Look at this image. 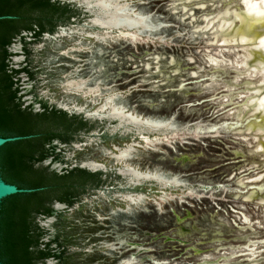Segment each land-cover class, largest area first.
Masks as SVG:
<instances>
[{"label":"rangeland","instance_id":"374dc122","mask_svg":"<svg viewBox=\"0 0 264 264\" xmlns=\"http://www.w3.org/2000/svg\"><path fill=\"white\" fill-rule=\"evenodd\" d=\"M51 1L69 16L14 41L10 67L33 74L14 81L24 108L67 105L88 122L43 166L104 172L37 219L64 252L44 264H264V61L252 53L264 35L245 37L262 32L264 0ZM86 2L143 23L93 27ZM114 110L147 130L117 127Z\"/></svg>","mask_w":264,"mask_h":264},{"label":"trees","instance_id":"16d2710c","mask_svg":"<svg viewBox=\"0 0 264 264\" xmlns=\"http://www.w3.org/2000/svg\"><path fill=\"white\" fill-rule=\"evenodd\" d=\"M36 13L47 23L35 19ZM69 13L66 6L51 0H0V137L21 138L0 147V178L32 191L0 203V264H44L51 258L62 259L64 252L57 254L51 244L41 241L47 233L37 219L52 217L55 203L72 207L87 189L99 185L102 176L77 168L58 174L43 166L49 158L59 160L55 142L70 144L88 122L45 105L36 114L31 106L24 108L19 80L14 79L20 73L33 79V74L27 68L17 71L10 67L9 48L22 33H33V38L39 39L52 33L55 23ZM56 16L57 21L53 20Z\"/></svg>","mask_w":264,"mask_h":264},{"label":"bare ground","instance_id":"6f19581e","mask_svg":"<svg viewBox=\"0 0 264 264\" xmlns=\"http://www.w3.org/2000/svg\"><path fill=\"white\" fill-rule=\"evenodd\" d=\"M83 5H85V6H81V7H84L85 10L89 11L92 14V16L88 20V25H91V26L96 27V28H105V27H109V26L110 27L111 26H117V25H119L121 23H125V24L132 25V26L137 24V23L138 24L143 23L142 21H137L136 19L130 18V17H123L121 19H117L116 20L115 16H111V15L105 13L104 11L99 12V11L95 10L94 8L91 9V7L89 6L88 2L84 3ZM255 9L257 10V8H255ZM253 29H254V31L255 30L257 31L259 28L258 27H254ZM261 31L262 32L256 34L254 37L252 36L253 33L248 32V34L245 35V37L246 36H250L248 39H250L252 41H259L258 38L260 36L264 35V28L261 29ZM236 38L238 39V35L236 36ZM252 53H254V58H258V59L264 61V52L259 51V50H255ZM62 106L66 110L70 109L67 105H62ZM74 109L76 111H78V112L81 111V109H77V108H74ZM256 114H258V113H256ZM96 116L99 119L103 118V116L95 115V117ZM108 116H109V119H115L118 122L117 127H125V128H127L126 126H128V124H130L131 126L134 127V129L136 130V132L138 134L144 133L147 130L144 127H142L141 125H138L137 122L135 123L132 119H128V118L124 117L122 115V113L119 112V111L114 110ZM150 130H152V128ZM150 130L147 131V132H150ZM84 166L89 167V169H91V170H96V168H97V166H94L92 164H89V165L84 164ZM123 171L124 170H120L119 173L122 176L126 177L125 179L129 183V185H133V181L130 180V179L128 180L130 174L128 172H124L122 174Z\"/></svg>","mask_w":264,"mask_h":264},{"label":"water","instance_id":"95a60500","mask_svg":"<svg viewBox=\"0 0 264 264\" xmlns=\"http://www.w3.org/2000/svg\"><path fill=\"white\" fill-rule=\"evenodd\" d=\"M77 7L80 8L84 14L86 15H89V18L92 16V14L85 10L84 7H81L79 4H77ZM88 18V20H89ZM65 31L63 28H59L58 31ZM57 31V35L55 37H57L59 35V32ZM43 35H46L47 37H50L51 34H48V33H44L42 34ZM59 111H62V112H65L67 114V112L64 110V109H60ZM68 116H75V115H71V114H67ZM80 115V114H79ZM85 119H88L87 116H84ZM82 119V118H81ZM97 121H102L104 120V118H96ZM115 121V120H114ZM21 138H18V137H12V138H1L0 137V147H2L3 145L7 144V143H12V142H15V141H18L20 140ZM116 151V150H115ZM118 152V151H116ZM93 163V162H92ZM95 165H98L99 168H97L96 170H91L89 169L87 166H80V167H76L77 169H80V170H85L89 173H103L104 170L102 167V165L100 164H97V163H94ZM117 175L120 176V177H123L120 173H119V169L117 170ZM32 192L31 190H24V189H18L16 186L14 185H11V184H7L5 183L1 178H0V203L3 199L9 197V196H12V195H16V194H25V193H30ZM55 204H59L60 203H55ZM47 261V260H46Z\"/></svg>","mask_w":264,"mask_h":264}]
</instances>
